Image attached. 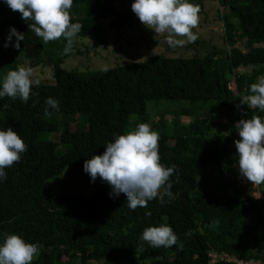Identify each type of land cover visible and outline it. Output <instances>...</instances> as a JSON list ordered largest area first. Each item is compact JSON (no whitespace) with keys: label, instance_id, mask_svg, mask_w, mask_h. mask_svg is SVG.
<instances>
[{"label":"trees","instance_id":"trees-1","mask_svg":"<svg viewBox=\"0 0 264 264\" xmlns=\"http://www.w3.org/2000/svg\"><path fill=\"white\" fill-rule=\"evenodd\" d=\"M124 1L73 0L71 9L91 11L72 20L83 25L77 36L97 37L106 20L115 32H141L143 24L132 9H118ZM204 1L190 0L200 12ZM220 3L227 9L218 15L224 43L232 48L222 56L212 49L203 58L153 56L144 63L83 71L63 67L73 55H63L66 40L44 44L29 30L32 22L19 12L13 15L0 0V74L21 66L16 50L37 47L44 51L55 80L34 84L27 103L19 97L0 98V130L12 127L27 145L20 161L6 168V179L0 180V243L5 234H17L40 245L32 264H208L211 250L264 257V236L258 237L259 230L264 232V199L255 196L260 192L264 197V184L255 189L235 183L234 196L198 190L202 171L225 174L238 162L235 141L240 137L233 120L254 114L264 118L259 109L239 105L243 96L252 94L250 85L264 75V0ZM13 27L23 34L19 48L16 39L8 40ZM239 41L245 42L244 50L237 47ZM49 97L59 101V109H49L51 116H45ZM163 102L185 105L173 121L179 134L158 133L161 163L177 166L169 181L174 199L165 195L161 203L157 197L147 207L132 210L125 194L110 195L111 186L89 196L49 190L48 182L67 168L84 169L86 160L102 155L107 143L126 133L133 116L135 126L154 125L148 106L157 103L158 108ZM181 116L192 119L182 123ZM225 118L232 123L223 122ZM161 126L165 128L163 122ZM60 129L58 142L46 138ZM214 220H219L216 227L210 226ZM33 223L43 230H30ZM163 223L177 235L176 245L154 248L141 239L145 228Z\"/></svg>","mask_w":264,"mask_h":264},{"label":"clouds","instance_id":"clouds-1","mask_svg":"<svg viewBox=\"0 0 264 264\" xmlns=\"http://www.w3.org/2000/svg\"><path fill=\"white\" fill-rule=\"evenodd\" d=\"M4 2L12 11L19 12L23 20L32 22L29 30L40 37L44 44L63 38L67 42L63 55L74 51V40L83 25L72 22L70 10L73 0ZM131 7L147 28L154 30L157 35L167 33V43L172 48L195 43L198 39L193 29L199 24L200 7L190 0H134ZM13 36L16 37L14 46L19 48L20 41L24 40L23 34L13 27L8 40L11 41ZM7 46L6 44L5 47ZM33 76V69L22 65L8 71L0 88V98L9 97L15 100L19 97L27 103L33 85L40 84V80L33 79ZM257 80L258 82L250 85L252 94L243 96L241 103L249 109L264 112V76ZM46 105L45 116H51L49 109H59V101L51 97L46 100ZM235 128L240 137L235 145L241 176L254 186L264 184V118L254 114L251 118L239 120ZM25 151L26 143L12 127L0 130V180L6 179L5 169L19 162ZM176 168L174 164L167 167L161 163L159 134L148 123H139L134 130L117 135L114 142L106 144L102 155H93L84 163V171L93 182L99 177L111 186L110 195L125 194L128 207L132 210L147 207L148 201L157 197L161 203L164 202L165 195L174 199L171 191L173 185L169 181ZM164 219L167 220L166 217ZM218 225L219 220H214L210 226ZM141 239L154 248L171 247L178 243L177 235L167 223L145 228ZM179 246L183 248L182 243ZM40 247L38 244L26 242L20 235L5 234L3 242L0 243V264H32L39 255Z\"/></svg>","mask_w":264,"mask_h":264},{"label":"rangeland","instance_id":"rangeland-1","mask_svg":"<svg viewBox=\"0 0 264 264\" xmlns=\"http://www.w3.org/2000/svg\"><path fill=\"white\" fill-rule=\"evenodd\" d=\"M133 3L134 0H125L124 2H119L117 7L120 10L132 9L131 6ZM221 11L226 14L227 9L221 6L220 0H205L204 10L199 13L198 27L193 29L198 39L195 43H186L183 46H177L175 48L168 45L166 39L167 33L157 35L154 30L147 28L145 25H143L141 32H133L128 29L115 32L109 29L108 20L103 21L104 31L97 37L82 39L76 36L74 40L76 50L73 51V55L63 64V67L67 70L80 69L83 71H96L121 67L131 63H144L148 58L153 56L184 59H190L196 56L203 58L212 49H217L221 53L220 56H222L225 51L228 52L232 48L224 43V26L222 20L218 17V15H221ZM244 11H248V8H244ZM90 13L91 11L83 7L70 10L72 20L89 15ZM12 14L15 15L16 12L12 11ZM9 35L10 33H8ZM12 38L16 39L15 36ZM174 38L184 39L183 37ZM237 47L244 50L245 42L239 41ZM15 57L18 58V62L22 66L33 69V79H39L40 82L47 84H54L55 80L52 66L47 63V57L41 48L28 47L16 50ZM6 74L5 71L1 72L0 83L3 82ZM239 105L242 108L248 107L242 104L241 101ZM183 106H185L184 103L172 104L163 102L157 108V103H151L148 106L151 121L154 123V125H150L151 128L158 133H168L171 136L179 134L178 128L173 125V121L178 119L176 111ZM162 113L165 114L163 118L160 116ZM191 119L192 117L188 116H181L179 118L182 123H188ZM135 120H137L136 116L130 119L131 125L127 127L126 132L136 128ZM238 121V119H234L233 124L236 125ZM161 122H163L165 128L161 126ZM223 122L226 124L232 123L228 118L223 119ZM60 132L61 129L57 132L47 134L46 138L53 142H58L60 140ZM61 151L62 148L60 147L59 152ZM230 168L229 173L225 174H220V171L212 173L211 169L202 171L198 179L199 192L206 195L234 196V185L251 186L252 183L241 176L238 162ZM227 180L228 182L224 183ZM108 186L110 185L99 177L93 182L90 175L84 169L77 168H67L62 175L48 182L49 190L55 194H75L83 196H89L96 190ZM161 192H163V189ZM29 227L32 231L43 230L42 227L34 223ZM263 236L264 232L259 230L258 237L263 239Z\"/></svg>","mask_w":264,"mask_h":264},{"label":"built area","instance_id":"built-area-1","mask_svg":"<svg viewBox=\"0 0 264 264\" xmlns=\"http://www.w3.org/2000/svg\"><path fill=\"white\" fill-rule=\"evenodd\" d=\"M258 186L259 185H253L255 189H257ZM255 196L260 200L264 199L263 195H261L260 192H257ZM208 264H264V257L240 258L223 251L211 250L208 253Z\"/></svg>","mask_w":264,"mask_h":264},{"label":"water","instance_id":"water-1","mask_svg":"<svg viewBox=\"0 0 264 264\" xmlns=\"http://www.w3.org/2000/svg\"><path fill=\"white\" fill-rule=\"evenodd\" d=\"M263 253H264V246H263Z\"/></svg>","mask_w":264,"mask_h":264}]
</instances>
